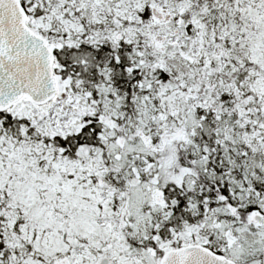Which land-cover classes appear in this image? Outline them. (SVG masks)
I'll list each match as a JSON object with an SVG mask.
<instances>
[{
  "label": "snow or ice",
  "instance_id": "1",
  "mask_svg": "<svg viewBox=\"0 0 264 264\" xmlns=\"http://www.w3.org/2000/svg\"><path fill=\"white\" fill-rule=\"evenodd\" d=\"M0 264H264V0H0Z\"/></svg>",
  "mask_w": 264,
  "mask_h": 264
}]
</instances>
